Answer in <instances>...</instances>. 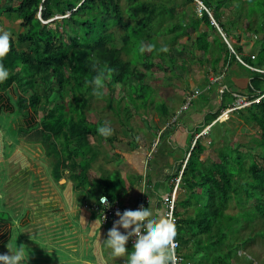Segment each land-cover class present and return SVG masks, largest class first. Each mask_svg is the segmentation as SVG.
<instances>
[{
	"label": "trees",
	"instance_id": "16d2710c",
	"mask_svg": "<svg viewBox=\"0 0 264 264\" xmlns=\"http://www.w3.org/2000/svg\"><path fill=\"white\" fill-rule=\"evenodd\" d=\"M119 1L7 0L5 10L0 9V17H13L23 32L12 37L8 54L0 59L10 73L9 78L0 83V92L16 87L15 109L21 115L24 111L31 113L34 139L54 159L55 167L58 142L59 163L70 173H78L74 181L81 184L79 173H86L89 164L86 161L79 163L77 159H82L91 139L98 135V127L87 121L89 105L85 97L93 96L110 108L116 100L113 94L117 90L118 101L128 100L131 105L138 101L143 107L147 102L141 103L138 89L145 87L144 73L157 69L178 75L181 69H186L187 64L178 65L172 52L165 47L178 45L175 44L178 37L186 35L192 28L196 32L194 48L202 52L203 58L196 61L191 58L190 61L212 70L222 65L228 72L235 66V76L245 79L248 84L245 99L251 104L231 113L229 119L226 115L220 117V121L232 120L240 128L241 135H248L247 131L254 127L258 138L232 147L229 136L234 132L226 121L225 127L216 123L206 135L195 140L180 178L185 198L176 205L175 238L181 248L192 250L183 256L189 261L194 258L195 264H207L210 260V264H251V259L241 261L236 252L252 250L251 245L256 239L264 244V75L256 72L264 70V0H199L220 34L205 12L193 16L187 24L178 23L176 19L172 27L155 31L154 25L171 18L172 8L159 5L158 0H130L132 3L123 11ZM185 1L193 5L192 0ZM232 3L238 7L239 15L248 21L246 29H241L232 20L221 21L222 13L231 14ZM57 16L62 18L55 19ZM253 19H256L254 28ZM200 26L205 31L198 32ZM116 27L122 29L120 49L109 47L114 39L112 30ZM242 33L254 40L253 52L246 54L239 44L238 35ZM170 34L173 36L166 41L165 37ZM146 45L150 48L149 54L140 60V51ZM17 46L24 49L18 50ZM123 56L128 58L123 59ZM97 75L104 86L98 94H93L91 81ZM227 81L219 90V106L205 117L197 134L233 104L236 96L243 98L245 92L231 77H227ZM128 90L131 96L133 92L137 94L135 99L125 95ZM149 90L152 92L150 87ZM152 102L151 99L149 103ZM216 127L220 128L218 134L214 133ZM205 142L217 145L220 150L216 152L215 148L214 153L209 152L210 146H204ZM253 151L257 152L252 154ZM231 207L239 210L234 216L227 213ZM9 220L0 216V222ZM256 222L263 224L261 229L241 240L240 234ZM229 239L238 242L235 246L239 248L223 253ZM5 248L0 249V254ZM252 253L258 255L253 250Z\"/></svg>",
	"mask_w": 264,
	"mask_h": 264
},
{
	"label": "crops",
	"instance_id": "0c3cea01",
	"mask_svg": "<svg viewBox=\"0 0 264 264\" xmlns=\"http://www.w3.org/2000/svg\"><path fill=\"white\" fill-rule=\"evenodd\" d=\"M235 70V66L230 72L222 65L213 70L208 67L216 82L204 80L205 86L198 87L201 92L189 97V89L184 83L174 86V78L167 77V85L173 87V93L160 99L157 97L160 93L151 89L156 96L152 104L147 102L143 107L140 103L135 107L130 104L132 108L126 110V122L131 130H136L135 134L117 124L121 128V133H117L120 136L107 139L94 136L86 147L87 157L77 159V162L86 160L89 164L86 173H79L81 184L74 181L78 173H70L61 163L48 168L51 157L41 143L32 141L34 120L31 113L24 111L21 115L15 109L16 87L0 92V198L11 208L12 214L8 222H0V249L12 244V219H15V226L22 231L17 240L30 246L28 254L42 252L32 251L36 247L32 242L37 238L45 248L44 254L53 255L50 257L58 262L67 258L69 264L124 262L122 257L113 259L110 250L102 245L118 217L104 227L100 223L93 225L99 220L90 207L100 196H106L104 194L118 200L124 208L136 206L141 198H145L162 215L161 199L170 194L171 180L183 171L198 128L219 106V90L228 82L227 77L245 92L243 97L246 98L247 81L235 76ZM191 96L190 105L183 109ZM123 104L127 105L126 101ZM148 108L150 115H147ZM104 122L100 119L96 123L88 121L97 127ZM57 149L60 162V146ZM184 198L179 186L176 205ZM132 236L130 233L125 240L126 248L131 247ZM20 245L14 242L13 247ZM186 251L181 252L185 254Z\"/></svg>",
	"mask_w": 264,
	"mask_h": 264
},
{
	"label": "rangeland",
	"instance_id": "374dc122",
	"mask_svg": "<svg viewBox=\"0 0 264 264\" xmlns=\"http://www.w3.org/2000/svg\"><path fill=\"white\" fill-rule=\"evenodd\" d=\"M243 1V0H240ZM132 3V1L130 0H120L119 1V5L122 8V10L124 11L125 8L130 5ZM157 3H159V5H163L165 8H172V16L171 18H167L165 20L164 23H160V24H156L154 25V30L155 31H162L165 28H170L172 27L175 23H176V19L178 20V23L181 24H187L190 20H192V17L197 15L196 11H195V7L192 4H188L185 0H158ZM5 4H7V0H0V9L1 11L5 10ZM232 12L231 14L227 15L226 13H222V17H221V21L223 23H226V21L228 20H232L233 23H237L238 27H240L241 29H246L247 28V23L248 21L239 15V9L238 7L235 6L234 3L231 4ZM61 16H57L56 19H61ZM124 18L126 19V16H124ZM255 22L256 19L252 20L253 23V28L255 27ZM0 30H5L8 31L11 34V37L17 36L18 34L23 32V29L19 28V22L16 21L13 17H7V16H2L0 17ZM205 31V28L203 26H200L198 29V32H203ZM112 33L114 34V39H113V43L109 45V47H114L115 49H120L122 47V42L120 40V36L122 35V29L120 27H116L112 30ZM171 36H173V34H170L169 36L165 37L166 41H169ZM223 36V35H222ZM240 37V42L239 44L243 46L245 53L248 54L250 52H253L251 49V45L253 46L252 43H254L250 37H248L247 34H239L238 35ZM196 38V32L190 28L187 30L186 35L183 36H179L177 41L175 42V44L178 45H174V47L170 48V45L165 47L168 48L171 52H172V56L174 58L177 59V64L178 65H183V64H187V68L186 69H181L178 75H175V73L173 71H171L170 73H164L161 70H153L152 72H145L144 75L146 77V80L144 81V88L138 89V94H140L142 97L141 103H146L152 99L155 100L156 96H154V92L155 93H160V95H158L157 97H159L160 99H163L164 95L166 94H170L173 93V87L172 86H168L167 85V77L170 78H174L173 79V84L174 86H178L180 83H184L185 86L188 87L189 89V94H187V96L189 97L190 95H195V93H199L201 92L200 89L198 87H203L205 86L204 84V80H209L210 82H216V78L213 74H209L208 72V67H206L207 69H205L204 67H199L197 66L194 62H191V58H194L195 61L202 59L203 58V54L202 52L198 51L196 48H194V40ZM224 38V36H223ZM225 40V39H224ZM158 43H161V40L158 39L157 40ZM181 46H185V48H181ZM18 50L21 48V46H17ZM24 49V48H21ZM149 47L146 45L143 49H141L140 51V60H143L145 56H147L149 54ZM187 49V50H186ZM128 57L123 56V59H127ZM170 70V69H169ZM221 68H218V71H220ZM143 71V70H142ZM175 75V76H174ZM176 78V79H175ZM240 80V79H239ZM132 84H134V86L136 85V82L134 79H132ZM40 86V85H39ZM149 86L154 92H150L149 90ZM41 87V86H40ZM165 88V89H164ZM117 89V88H116ZM114 97H115V101L112 104V106L108 109L105 105V102L102 100H97L94 99L93 96H86V103L89 105V110L87 111V120L89 122H98L99 119L100 120H104L105 122H109L111 127L114 129V133L110 136L112 138H116L117 136H120L117 133H121V128H119V126L121 127V125H123L125 127V129H127V131L131 130L132 127H130V125L126 122V110L127 109H131L132 107L130 106V103L128 100H126V104H123L125 101L123 100H119V96H118V91L115 90L114 92ZM126 96L128 97H132L135 99L137 94H132L129 92L125 93ZM130 95V96H129ZM192 97V96H191ZM114 99V98H113ZM195 103V102H194ZM135 104H139L138 101H135V103L133 104L135 106ZM152 104V103H150ZM123 105V106H122ZM202 105V104H201ZM125 109V111H123ZM41 110V108L39 109ZM147 115H150L149 112H151V109L148 108L147 110ZM113 114V115H112ZM118 118H120L121 120L119 121ZM228 122L227 126L229 128H231L233 135L229 136V141L232 145V147H234L235 144H245L248 141H250L251 138L257 139L258 138V134L256 133V128L251 127L249 129V131H247L248 135H241L240 134V128L236 127V123L233 122L232 120H226ZM226 121H220L217 122L218 124H222L223 127H225L226 125H224L223 123ZM119 126H118V125ZM236 128V129H235ZM126 131V132H127ZM133 133L135 134L136 130L132 129L131 130ZM220 131V128L216 127V129L214 130V133L218 134V132ZM246 132V131H245ZM12 137V136H11ZM32 141L36 142V139H33ZM218 137H216V143L218 142ZM229 143V145H230ZM57 146H56V150L55 153H58V149L57 147L58 142H56ZM204 146H210L209 148V152L215 149L216 152H218L220 149L217 145L211 144L208 145L207 142L203 143ZM220 145V144H219ZM52 151V150H51ZM214 151V152H215ZM213 152V153H214ZM257 151H253L252 154L256 153ZM54 153V150H53ZM82 153V152H81ZM213 153H211V156L216 157V155ZM90 154V153H89ZM83 157L82 158H86L87 157V153L86 154H82ZM79 157V156H78ZM52 159V157H51ZM56 163H59L58 161V156L56 155ZM54 160V159H53ZM49 161V169L50 168H54L55 167V163L54 161ZM201 160H205V157L202 156ZM86 160H82V162H85ZM80 163V162H79ZM78 163V164H79ZM8 204V203H7ZM238 209L236 207H231L227 213L229 215H236L238 213ZM0 216L2 218H12V214H11V208H9L6 204L5 201H2V199L0 198ZM14 221V229L12 231L13 234V242L11 245L8 246L9 249H14V242H17L19 244L24 245V241L20 240L17 238L21 235L22 231L15 226V219H12ZM17 221V220H16ZM263 226L262 223L260 222H256L255 225H253L252 227H250L248 225V227L245 228V232L244 234H240L241 240L242 239H246L248 236H252L254 235V232H257V230H260L261 227ZM35 242H32V244H36V247L32 248V251H36V250H41V253H37L35 254V252L33 253V255H31V253L28 254V261L27 264H69L70 260L67 258L65 261L63 262H58V260H54L55 258L50 257L53 255H46L44 254V246L42 245L41 239H37L34 238ZM263 241H260L259 239H256L253 241L252 245H251V249L255 252L258 253V255H254L252 253V250L247 249L246 252L242 253V251H240V249L238 250V255L241 258V261L245 260L249 261L250 259L253 261L251 264H264V244L262 243ZM239 244L236 241H231V239H229L228 242H226L225 247H223L222 252L225 253L227 250H232L234 248H239V246H235ZM26 248V250L31 249L30 246H26L24 245ZM12 247V248H11ZM8 248L6 247L1 254H6L8 253ZM184 250V249H183ZM183 250H181L183 252ZM188 254L189 252H192V250L190 249L189 251H186ZM32 258V259H31ZM195 259L193 258V260L191 261V263H195L194 262ZM203 263L204 261L201 260ZM211 260L207 262V264H210ZM243 264V263H242Z\"/></svg>",
	"mask_w": 264,
	"mask_h": 264
},
{
	"label": "clouds",
	"instance_id": "9594fccd",
	"mask_svg": "<svg viewBox=\"0 0 264 264\" xmlns=\"http://www.w3.org/2000/svg\"><path fill=\"white\" fill-rule=\"evenodd\" d=\"M211 24L217 27L215 22ZM11 39V34L8 31L0 30V59L8 54L10 50ZM223 41L225 40L223 39ZM229 50L231 53H233L231 47ZM257 73L264 75L261 72ZM9 75L10 73L8 69L3 65V63H0V83L5 82L9 78ZM91 84L93 94H98V90L102 89L104 86L99 75L93 77ZM195 94L198 95V93ZM238 98L247 102L248 106L251 104L244 97H237L235 98V101ZM191 101L192 97L191 99L186 100L183 109L188 108ZM257 101L258 100L252 103H256ZM233 104L223 110L214 122L206 126L197 136H195V139L191 144V148L193 147L195 140L200 138L202 135H206L209 131V128L219 122L220 117L225 114L226 110L232 107ZM244 108H239L236 110ZM231 113L226 114L228 119ZM97 133L99 136L107 139L113 134V128L109 122H104L97 128ZM188 156L189 153L187 154V157ZM100 202L102 204H107L104 197L103 199L101 197ZM115 215L118 217V219L113 222L112 227L107 231V239L102 244L104 247L110 250V256L113 259L122 257L124 258L125 264H176V257L173 253L176 228L175 222L170 215H160L155 210L149 199L147 204L130 206L122 213L117 211ZM98 223L99 222L96 220L93 225ZM120 229L123 230L121 231ZM130 233L134 234L131 247L126 248L125 240L128 238ZM6 247L8 248L7 245ZM27 261L28 252L24 245L16 246L15 249L8 248V253L0 254V264H27Z\"/></svg>",
	"mask_w": 264,
	"mask_h": 264
},
{
	"label": "built area",
	"instance_id": "2783aa9c",
	"mask_svg": "<svg viewBox=\"0 0 264 264\" xmlns=\"http://www.w3.org/2000/svg\"><path fill=\"white\" fill-rule=\"evenodd\" d=\"M193 5L195 7V11L198 15H200L202 12H205L208 16L209 19L211 20V23H214L210 13L207 11V9L203 6V4L199 1V0H192ZM237 61L240 62L242 64V62L236 57ZM256 72H261L264 74V71H256ZM197 95V94H195ZM248 106V103L241 100L240 98H238L235 103L233 104L232 107H230L228 110H226L225 114L231 113L232 111L239 109V108H244ZM185 108V107H184ZM182 172H180V174L175 177L174 179L171 180V185H172V189L171 192L168 196H164L161 199V206H162V216H168L170 215L171 218L174 220L175 222V228L177 226L178 220L175 217V210H176V193L178 191V188L180 186V178H181ZM103 199V197L106 200L107 204H102L100 202V199ZM146 199L145 198H141L139 200V202L136 204L137 205H142V204H146ZM126 208L122 207V205L119 204L118 200H110L108 197L106 196H100L97 200V203L92 205L90 207V210L96 214V216L98 217L99 223L101 224V226H106L107 224H109V222L113 219L116 218L117 216L115 215V213L117 211H120L121 213L125 210ZM104 219V220H103ZM134 235V234H133ZM133 239V236H132ZM132 242V240H131ZM173 253L174 256L176 257V264H191V262L187 259H185V257L183 256L182 252H181V247L179 242L176 240V238H174V248H173ZM119 264H125L124 262H121Z\"/></svg>",
	"mask_w": 264,
	"mask_h": 264
},
{
	"label": "water",
	"instance_id": "95a60500",
	"mask_svg": "<svg viewBox=\"0 0 264 264\" xmlns=\"http://www.w3.org/2000/svg\"><path fill=\"white\" fill-rule=\"evenodd\" d=\"M56 19V18H55ZM55 19H53V20H55ZM215 27V26H214ZM216 29H217V27H215ZM217 31L219 32V34H220V31L217 29ZM222 37V36H221ZM224 43L227 45V47H228V49H230V46L228 45V43L226 42V40L224 41Z\"/></svg>",
	"mask_w": 264,
	"mask_h": 264
},
{
	"label": "bare ground",
	"instance_id": "6f19581e",
	"mask_svg": "<svg viewBox=\"0 0 264 264\" xmlns=\"http://www.w3.org/2000/svg\"><path fill=\"white\" fill-rule=\"evenodd\" d=\"M225 115H226V114H223L222 116H225ZM222 116H221V117H222Z\"/></svg>",
	"mask_w": 264,
	"mask_h": 264
}]
</instances>
